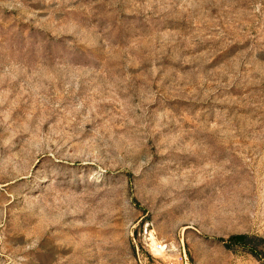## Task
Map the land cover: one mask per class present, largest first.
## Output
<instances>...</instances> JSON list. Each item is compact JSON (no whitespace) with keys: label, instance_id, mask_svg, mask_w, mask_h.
Listing matches in <instances>:
<instances>
[{"label":"rangeland","instance_id":"374dc122","mask_svg":"<svg viewBox=\"0 0 264 264\" xmlns=\"http://www.w3.org/2000/svg\"><path fill=\"white\" fill-rule=\"evenodd\" d=\"M0 264H264V0H0Z\"/></svg>","mask_w":264,"mask_h":264},{"label":"trees","instance_id":"16d2710c","mask_svg":"<svg viewBox=\"0 0 264 264\" xmlns=\"http://www.w3.org/2000/svg\"><path fill=\"white\" fill-rule=\"evenodd\" d=\"M237 239V237H231V240H236Z\"/></svg>","mask_w":264,"mask_h":264}]
</instances>
